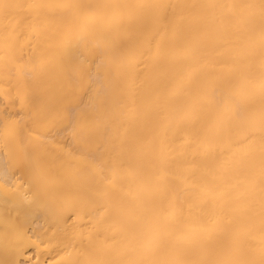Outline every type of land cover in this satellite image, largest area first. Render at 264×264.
<instances>
[{
    "label": "bare ground",
    "instance_id": "6f19581e",
    "mask_svg": "<svg viewBox=\"0 0 264 264\" xmlns=\"http://www.w3.org/2000/svg\"><path fill=\"white\" fill-rule=\"evenodd\" d=\"M0 264H264V0H0Z\"/></svg>",
    "mask_w": 264,
    "mask_h": 264
}]
</instances>
